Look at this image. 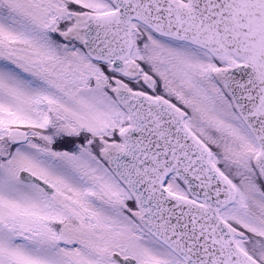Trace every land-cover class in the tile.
Returning <instances> with one entry per match:
<instances>
[{"label": "snow or ice", "instance_id": "snow-or-ice-1", "mask_svg": "<svg viewBox=\"0 0 264 264\" xmlns=\"http://www.w3.org/2000/svg\"><path fill=\"white\" fill-rule=\"evenodd\" d=\"M0 264H264V0H0Z\"/></svg>", "mask_w": 264, "mask_h": 264}]
</instances>
